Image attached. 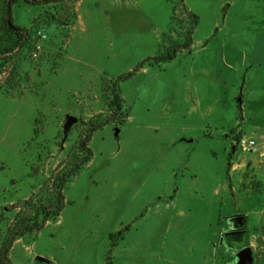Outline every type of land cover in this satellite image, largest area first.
Returning <instances> with one entry per match:
<instances>
[{"label": "rangeland", "instance_id": "obj_1", "mask_svg": "<svg viewBox=\"0 0 264 264\" xmlns=\"http://www.w3.org/2000/svg\"><path fill=\"white\" fill-rule=\"evenodd\" d=\"M7 2L0 253L43 224L11 264H264V0H18L1 43Z\"/></svg>", "mask_w": 264, "mask_h": 264}, {"label": "trees", "instance_id": "obj_2", "mask_svg": "<svg viewBox=\"0 0 264 264\" xmlns=\"http://www.w3.org/2000/svg\"><path fill=\"white\" fill-rule=\"evenodd\" d=\"M18 0H8L6 4V10H5V28H6V37L2 38L1 43L8 42L13 39L14 36L18 35L17 34V28H15L14 23H13V7L17 4ZM19 36V35H18ZM190 44H188L189 46ZM5 51L11 52L9 48H6ZM173 55H168L167 58H164V62H169L173 59ZM132 74H128L124 77H122L123 81L128 80L131 77ZM119 84H115V90H114V99L111 103V107L113 108L114 114H121L123 111V100L120 97L119 90H118ZM90 140V136L87 138L85 142L82 143V150L87 153V158L85 162H88L90 160V157L92 156L91 150L88 148V142ZM73 176V174H71ZM69 178L65 177L61 180L60 185L58 186V199L57 203L54 207L46 209L45 210V219L50 218V217H58L61 212L63 211L65 207V199L62 194V188L64 184L68 181ZM43 227V224L41 225H32V226H23V228L18 229V232H16L12 238L8 239L6 242V245L4 246V249H2L0 253V264H11L10 258H9V252L10 249L13 245V243L17 240V238L21 237L24 233L26 232H32V231H38Z\"/></svg>", "mask_w": 264, "mask_h": 264}, {"label": "built area", "instance_id": "obj_3", "mask_svg": "<svg viewBox=\"0 0 264 264\" xmlns=\"http://www.w3.org/2000/svg\"><path fill=\"white\" fill-rule=\"evenodd\" d=\"M255 143L253 141H246V140H243L241 142V146L244 150H248V151H251L254 147Z\"/></svg>", "mask_w": 264, "mask_h": 264}, {"label": "water", "instance_id": "obj_4", "mask_svg": "<svg viewBox=\"0 0 264 264\" xmlns=\"http://www.w3.org/2000/svg\"><path fill=\"white\" fill-rule=\"evenodd\" d=\"M72 122H76V120L73 119V118H70L69 121H68V125H70Z\"/></svg>", "mask_w": 264, "mask_h": 264}]
</instances>
